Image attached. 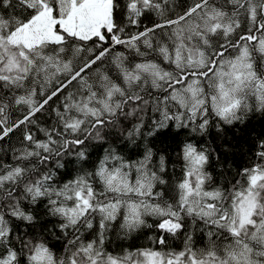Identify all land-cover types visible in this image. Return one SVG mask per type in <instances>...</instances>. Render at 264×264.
Masks as SVG:
<instances>
[{
    "label": "snow or ice",
    "instance_id": "obj_1",
    "mask_svg": "<svg viewBox=\"0 0 264 264\" xmlns=\"http://www.w3.org/2000/svg\"><path fill=\"white\" fill-rule=\"evenodd\" d=\"M258 121L264 0H0V264H264Z\"/></svg>",
    "mask_w": 264,
    "mask_h": 264
},
{
    "label": "trees",
    "instance_id": "obj_2",
    "mask_svg": "<svg viewBox=\"0 0 264 264\" xmlns=\"http://www.w3.org/2000/svg\"><path fill=\"white\" fill-rule=\"evenodd\" d=\"M252 125L249 126V132L246 133L245 139H248L249 136H258L262 132H264V121L254 122V131L252 129ZM231 135V133H229ZM243 143V141H241Z\"/></svg>",
    "mask_w": 264,
    "mask_h": 264
}]
</instances>
